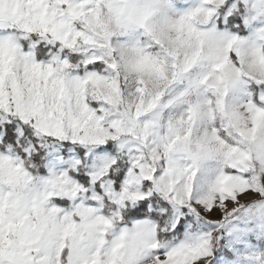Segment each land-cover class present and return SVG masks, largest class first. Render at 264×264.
<instances>
[{"label":"snow or ice","instance_id":"1","mask_svg":"<svg viewBox=\"0 0 264 264\" xmlns=\"http://www.w3.org/2000/svg\"><path fill=\"white\" fill-rule=\"evenodd\" d=\"M0 264H264V0H0Z\"/></svg>","mask_w":264,"mask_h":264}]
</instances>
